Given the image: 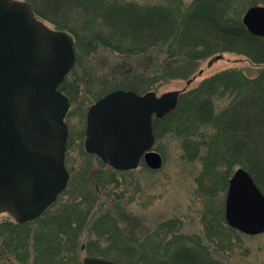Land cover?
Instances as JSON below:
<instances>
[{"label":"trees","instance_id":"trees-1","mask_svg":"<svg viewBox=\"0 0 264 264\" xmlns=\"http://www.w3.org/2000/svg\"><path fill=\"white\" fill-rule=\"evenodd\" d=\"M27 1L40 18L75 39L78 62L62 85L72 101L86 83L85 75L76 73L80 60L101 48L125 56L156 51L155 74L165 78L183 75L171 67L175 64L202 59L213 64L227 52L247 58L257 72L231 67L182 89L177 107L155 118L154 127L157 136L173 133L184 156L201 162L196 183L203 200L222 199L238 167L246 168L264 192V36L243 22L245 10L264 0ZM118 68L121 74L131 72L123 64ZM158 77L138 81L137 76L136 82L121 77L114 88L150 90ZM94 178L102 184L116 180L101 171ZM97 195L87 191L50 212L53 204L27 222L14 216L0 220V264H82L79 250L126 264H237L236 250L250 251L247 234L228 224L223 205L204 209L201 232L185 231L175 217L159 222L158 233L146 243L145 236L140 240L128 233L117 216L97 214Z\"/></svg>","mask_w":264,"mask_h":264},{"label":"water","instance_id":"water-1","mask_svg":"<svg viewBox=\"0 0 264 264\" xmlns=\"http://www.w3.org/2000/svg\"><path fill=\"white\" fill-rule=\"evenodd\" d=\"M247 28L264 36V5L243 15ZM75 39L50 28L26 0H0V212L18 221L40 216L69 181L65 156L69 96L60 88L76 65ZM179 90L143 94L118 88L92 104L85 148L119 170L136 168L142 156L153 169L163 165L153 117L177 107ZM225 215L246 234L264 232V192L245 168L230 178ZM83 264H125L88 255Z\"/></svg>","mask_w":264,"mask_h":264},{"label":"rangeland","instance_id":"rangeland-1","mask_svg":"<svg viewBox=\"0 0 264 264\" xmlns=\"http://www.w3.org/2000/svg\"><path fill=\"white\" fill-rule=\"evenodd\" d=\"M133 1L151 3L160 0ZM42 20L50 28L55 27L51 22ZM156 54V51H152L140 56H125L110 49L101 48L82 57L76 73L85 75L86 83L82 85L83 92L80 97L72 101L66 118L70 131L66 152V165L70 171V180L68 187L51 207L50 212L58 210L66 202L87 191L96 192L98 193L95 199L97 214L105 211L117 216L120 219V225H123L128 233L141 238L140 240L145 236L144 242L147 243V237L158 233L155 227L163 220L178 217L183 221L185 231L201 232L205 208H211L214 205L220 208L223 205L225 211L226 193L221 196L222 199L218 197L215 200L206 201L198 194L196 177L202 168L201 162L187 159L179 138L171 132L157 136L153 148L163 156V165L159 169L150 168L142 159L136 168L119 171L107 165L98 155L88 153L85 149L87 112L100 97L117 89L114 87L121 77L135 81L138 76L140 77L138 81H146L147 79L154 80L159 76L152 90L160 95L171 90L193 88L203 79L231 67H238L250 73L257 72V68L252 66L243 55L227 52L224 58L213 64H209V59H202L186 64L171 65V67L181 68L180 72L183 75L177 78L172 76L165 78L162 74H155L153 60ZM120 64L130 69L131 72L119 73ZM147 66L150 68L148 69ZM146 91L148 90L143 89L140 93ZM96 171L104 172L106 177L114 175L116 180L104 184L95 181ZM11 217L13 215L9 212H0V220ZM244 240L245 247L250 251L248 254L240 255L241 251L237 249L233 257L234 262L264 264V232L257 235H246ZM84 241L83 237L80 242L84 246L82 249L85 248ZM77 254L83 259L87 252L79 250Z\"/></svg>","mask_w":264,"mask_h":264},{"label":"flooded vegetation","instance_id":"flooded-vegetation-1","mask_svg":"<svg viewBox=\"0 0 264 264\" xmlns=\"http://www.w3.org/2000/svg\"><path fill=\"white\" fill-rule=\"evenodd\" d=\"M84 247V246H83Z\"/></svg>","mask_w":264,"mask_h":264}]
</instances>
